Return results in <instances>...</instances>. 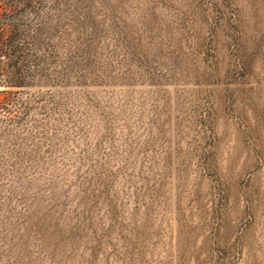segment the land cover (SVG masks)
Listing matches in <instances>:
<instances>
[{
  "label": "rangeland",
  "instance_id": "1",
  "mask_svg": "<svg viewBox=\"0 0 264 264\" xmlns=\"http://www.w3.org/2000/svg\"><path fill=\"white\" fill-rule=\"evenodd\" d=\"M71 79L0 124V264H264V0H67Z\"/></svg>",
  "mask_w": 264,
  "mask_h": 264
},
{
  "label": "trees",
  "instance_id": "2",
  "mask_svg": "<svg viewBox=\"0 0 264 264\" xmlns=\"http://www.w3.org/2000/svg\"><path fill=\"white\" fill-rule=\"evenodd\" d=\"M69 16L67 0H0V124L22 118L26 90L70 81L71 63L61 61L71 51Z\"/></svg>",
  "mask_w": 264,
  "mask_h": 264
}]
</instances>
